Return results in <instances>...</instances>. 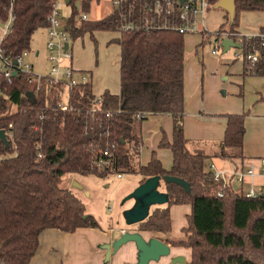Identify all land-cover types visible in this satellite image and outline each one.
<instances>
[{"label": "trees", "instance_id": "1", "mask_svg": "<svg viewBox=\"0 0 264 264\" xmlns=\"http://www.w3.org/2000/svg\"><path fill=\"white\" fill-rule=\"evenodd\" d=\"M53 1L0 0V24L12 16L11 31L2 41L5 56L13 60L30 49L33 34L49 25ZM100 1L70 0L66 5L67 27L72 41L85 35L93 38L97 32L119 35L112 40L120 51L118 94L105 91L95 112L90 113L94 94L89 82L71 90L72 111L61 112L56 109L54 92L43 88L35 93L26 75L18 73L10 82H1L0 130L5 131L8 146L0 141V264H29L38 248V238L46 229L65 233L80 228L99 229L74 192L60 186L64 177L105 179L125 174L140 176L139 184L160 177L159 190L163 187L169 197L164 207L156 206L145 221L134 225L139 231L166 234L171 230L170 208L190 206L187 226L182 229L187 239L170 242L174 247L190 249L189 264H264V198L248 199L233 188L225 189L219 197V186L206 171L207 157L186 148L188 141L182 132L184 36L173 30L141 27L142 9L136 5L130 11L129 0H121L119 9L100 20H75ZM218 1L207 0L209 9ZM233 1V19L230 22L226 18L219 33L237 34L241 12L264 13V0ZM120 14L125 17L123 23L136 27L121 31ZM263 32L264 28L260 29ZM203 37L206 41L210 35L204 33ZM231 39L237 41L235 36ZM241 39L244 56L260 49L258 38ZM260 51L252 67L243 61V76L264 77V51ZM156 115L173 119L171 142L163 136L158 145L172 154L168 171L154 152L147 165L139 161L141 125ZM244 121L245 115L227 117L218 158L241 159ZM107 150L112 153L111 165L99 170L94 161L107 160L102 156ZM165 176L187 182L190 193L165 183Z\"/></svg>", "mask_w": 264, "mask_h": 264}, {"label": "crops", "instance_id": "2", "mask_svg": "<svg viewBox=\"0 0 264 264\" xmlns=\"http://www.w3.org/2000/svg\"><path fill=\"white\" fill-rule=\"evenodd\" d=\"M209 12L205 18L204 27L205 32L210 34V38L204 41L203 34L183 37L185 58L182 132L188 141L186 148L190 153L204 154L207 157L206 166L214 163L222 169L245 168L251 164L259 167V160L264 159V77L243 76L244 62L240 56L237 57L239 53H234L230 59L219 57V52L222 50H219L216 55L211 54V50L216 46L211 35L217 31L209 32L207 27ZM223 13V24H225L227 13L224 10ZM257 13L258 15L264 14ZM258 20L252 31L241 33L236 28V32L241 36L258 34L260 29L264 28V18L259 16ZM115 34L113 39L119 37L117 33ZM184 38L188 40L186 39L185 42ZM189 44L190 49L194 50L193 54L186 51ZM206 47L210 48V54L204 59L203 53L199 54L198 51H203ZM78 72L82 73L80 70ZM107 88L108 85L99 86L96 91L92 84L93 94L97 96L108 91ZM109 93L118 94L119 88ZM230 115H245L242 157L241 159L224 160L217 156L221 151L227 117ZM172 129L173 119L168 115L150 116L142 123V147L139 157L141 165H147L154 152L165 170L168 171L171 168V152L168 149L159 148L158 145L163 136L171 142ZM254 183L257 187L263 186L264 177H257ZM138 185L139 183L127 192L131 193ZM132 205L133 201L123 211L131 208ZM169 211L171 230L166 234L139 231L136 226L128 230L122 227L120 222L114 223L111 227L109 223H104L94 216L100 226L99 229L80 228L73 233L46 229L38 238V248L29 264H136L138 251L132 242L122 245L115 254L106 257L105 246L117 240L122 232L140 234L145 240L156 238L169 246V256L161 257L158 261H151L149 264H172V260L176 257H183L184 264H189L190 249L174 247L170 242H181L187 239L182 229L187 226L186 217L190 214V206L175 205Z\"/></svg>", "mask_w": 264, "mask_h": 264}, {"label": "built area", "instance_id": "3", "mask_svg": "<svg viewBox=\"0 0 264 264\" xmlns=\"http://www.w3.org/2000/svg\"><path fill=\"white\" fill-rule=\"evenodd\" d=\"M126 1V0H124ZM129 10L132 11L133 6L139 5L144 14L141 21V27L149 29H165L173 30L183 36L192 34H204V22L209 11L207 0H186L183 4L175 0H129ZM112 10L119 9L121 0L110 1ZM63 0H54L51 4V13L48 17L49 25L44 28L45 31V64L47 72L39 74L35 71L32 59L39 58L38 52H32L30 49L23 51L15 59H11L4 55L2 41L4 36L11 31L12 16L5 24H0V96L1 82H10L13 74L22 73L27 77V83L33 85L35 93H40L44 88L54 92L53 98L58 100L56 109L61 112H70V92L78 86L88 84L90 81L81 72L76 71L72 65V52L70 43L72 42L70 32L67 27V18H64L62 9L65 7ZM132 7V8H131ZM121 16L120 30L127 31L134 29L136 26L132 23H123L125 20L123 14ZM77 22L90 21L87 14H81L75 18ZM2 26V28H1ZM210 35V34H209ZM215 40V48L211 50L212 55H216L219 50H222L221 42L224 39L232 40L235 36L237 41L232 40L240 47L243 45L242 39L250 40L258 38L260 41L259 48L264 51V32L253 36H241L235 32H215L212 34ZM65 46L67 48L65 49ZM260 49H254L252 53L243 55V49L239 48V55L242 60L247 61L252 67L260 58ZM102 97L94 95L91 102L90 113L95 112L97 105L101 102ZM137 118H142L137 115ZM42 119V118H41ZM103 157L107 160L94 161V165L99 169H104L111 165L110 159L112 153L107 150L103 152ZM206 171L209 177L219 186L217 195L221 197L223 191L228 188H233L239 196H244L248 199H255L264 195V185L257 187L254 180L257 177H264V159L259 160V167L251 164L245 168L222 169L214 163L206 166ZM117 179H121L122 175H115ZM123 233V232H122Z\"/></svg>", "mask_w": 264, "mask_h": 264}, {"label": "rangeland", "instance_id": "4", "mask_svg": "<svg viewBox=\"0 0 264 264\" xmlns=\"http://www.w3.org/2000/svg\"><path fill=\"white\" fill-rule=\"evenodd\" d=\"M110 1L111 0H101L98 5L93 3L87 13L89 20H100L108 16L113 9ZM62 11L64 18H67L69 16V8L65 6ZM209 11L207 16V27L209 32L213 33L224 25V13L223 10L214 8L209 9ZM259 16L264 18V14L258 15L257 12H241L239 14L237 28L241 33L244 31H252L259 21ZM226 18H228L227 14ZM226 26L227 25L224 27ZM115 35V33L111 32H98L94 34L93 38L85 35L83 38H79L70 43L73 68L82 71V74L93 84L96 91H98L99 86L104 85H108L107 89L109 92H115L119 88V48L115 43H109ZM184 39L185 42L186 39L188 40V38ZM45 42V31L43 29L37 30L33 34L30 42V50L39 53L38 59H32L35 71L39 74H45L48 70L44 61L46 55ZM186 51L193 54L194 50L190 49L189 44ZM198 52L199 54L203 53L205 59L209 56L208 54H210V48L206 47L203 51L199 50ZM221 53L220 51V58L230 59L234 53L238 54L240 52L237 49H230L224 55ZM140 179V176L129 174L122 175L121 179H117L115 175L108 176L105 179H100L95 176L81 177L74 175L64 177L60 186L73 191L85 206L88 214L101 219L104 223H109L111 227H113L114 223L120 222L122 227L124 226L129 230L132 226L125 225L123 209L127 207L131 201L124 203L123 201L130 194L127 191L138 184ZM160 190L163 192V187H160ZM155 207H152L150 211H153Z\"/></svg>", "mask_w": 264, "mask_h": 264}, {"label": "water", "instance_id": "5", "mask_svg": "<svg viewBox=\"0 0 264 264\" xmlns=\"http://www.w3.org/2000/svg\"><path fill=\"white\" fill-rule=\"evenodd\" d=\"M65 5H69L70 0H63ZM176 1V0H175ZM180 4H183L186 0H177ZM77 7L79 3H76ZM214 9L224 10L231 22L234 16L235 5L233 0H219L214 6ZM2 28V26H1ZM222 53L225 54L230 48L239 49L240 46L234 43L232 40L224 39L221 42ZM67 46H65V49ZM15 76V73L13 74ZM32 97V94H28ZM0 141L5 147L8 146L6 133L4 130H0ZM163 181L167 184H175L185 190L186 193H190V186L182 179L173 176H165ZM161 178L158 176L148 178L143 183L139 184L123 201H133L131 208L123 211V219L126 226H134L145 221L152 207L164 206L168 203L169 197L166 193L159 190ZM264 198V195L261 196ZM132 242L134 243L138 251V259L136 264H149L151 261H158L161 257H167L170 255L169 246L163 241L151 238L145 240L140 234L123 232L121 236L112 243L105 246L107 251L106 257L110 254H115L116 251L124 244ZM183 257H176L172 260V264H184Z\"/></svg>", "mask_w": 264, "mask_h": 264}]
</instances>
